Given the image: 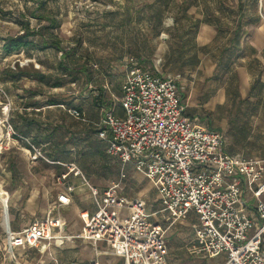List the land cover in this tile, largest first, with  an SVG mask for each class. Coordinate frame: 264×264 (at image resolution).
<instances>
[{"label": "rangeland", "instance_id": "374dc122", "mask_svg": "<svg viewBox=\"0 0 264 264\" xmlns=\"http://www.w3.org/2000/svg\"><path fill=\"white\" fill-rule=\"evenodd\" d=\"M205 9L218 11L216 14L218 18H207L213 21L219 19L224 26V33L218 36V41L211 44V48H214L217 42H230L228 27H235L239 16L242 18L241 43H246L256 36L264 37V1L261 3L258 0H0V48L5 37L21 35L27 26L31 30L43 33L29 37V40L37 45L33 51L37 57L35 62H25L29 57L26 49L6 57L0 51V129L6 135L7 127L1 121L5 119L3 107L9 99L11 102L9 121L12 125H17L24 133L26 119L35 118L37 122L32 124L31 129L37 134L38 141L44 142L41 137L51 136L50 144L43 147L46 157L63 162L74 161L93 185L100 188L108 186L113 180L119 179L121 165L108 159L105 153V142L98 137L93 124L89 121L100 116V112L97 114L94 112L93 106L100 108V106L109 105L112 95L107 91L105 101L101 103L96 100V97H92L93 88L90 85L100 88L103 87L106 79L111 80L114 84L112 90L119 97L123 79L121 59L134 55L144 59L146 66L153 67L160 56L164 59L167 52L176 51L178 35L190 25L193 38L191 41L196 42L201 26L200 21L205 18L201 16L202 11H206ZM50 19L54 20L53 26H49ZM196 20H199L198 26L193 25L194 22L197 23ZM44 35L51 39L54 45L59 42L64 51L71 53L68 59L72 69L70 72L64 73L58 66L63 57L62 51L50 44L44 49L39 48ZM242 49L243 47L238 49L232 46L227 54H232L233 59L237 54H245ZM86 59L90 63L98 62L103 70L102 73L94 66L91 78L80 72L79 66ZM245 59L247 61V58ZM239 64L240 61H236L234 66ZM211 66L212 62L208 60L207 65L184 71L179 80V94L181 93V100L188 104L187 111L190 114L199 115L205 124H210L213 129L223 133L225 145L229 149L233 131L232 115L228 108L230 100L228 103L219 105L218 108L212 105L214 98L207 104H201V101L220 87H224L227 94L231 93L237 88L240 78H229V75H222L221 71L217 78H211L213 75ZM258 70L262 71V65L258 66ZM37 71L47 75L49 82L41 83L40 80L33 78ZM20 73L25 75L17 78ZM60 78L64 79L62 86H52ZM261 83L260 81L257 86L259 92L263 88ZM35 89L46 91L49 98L57 99V102L64 104L65 107L70 105L80 107L84 111L85 120L71 117L64 107L58 106L59 104L48 107L43 111V115L33 110L32 115L29 116V111L24 108L25 99L22 96L25 91ZM262 122V120L259 121L260 124ZM42 124L46 125L42 126ZM2 146L3 143H1L0 151ZM22 146L20 140L11 143L6 140L5 147L0 153V179L5 178L6 169L14 165L15 174L21 175L18 180L26 186L30 181L25 171L32 168V170H38L42 176L40 186H46L48 189L51 186L58 192V187L62 188V185L58 183L57 176L67 168L49 163L43 158L34 164L32 160L25 157ZM246 150L240 149L238 152L246 155ZM71 180L75 181L73 178ZM66 183L72 182L66 181ZM123 185V192L128 198H142L150 210L159 208L156 189L141 175L134 171L128 172ZM24 192L23 190L22 193ZM7 194V191L1 187L0 201H3L4 205L8 201ZM54 203L55 200H48L45 205L46 211L53 209L56 215L60 214L65 219L64 230L68 231V234L78 235L80 233L78 229L80 222L77 219L79 210L92 205V199L81 204L75 197L71 205L56 208ZM4 205L0 203V222ZM12 209L10 208V211ZM43 212L39 210L36 215H44ZM18 213L21 215H16L15 219L12 218L13 227L24 225L26 220L32 217L20 211ZM156 217L159 216L156 215ZM195 225L196 220L192 217L174 224L167 231L168 264H222L219 257L206 258L188 251L187 244L192 239ZM74 241L77 245L75 249L62 250L52 245L45 251L31 250L24 262L55 264L54 259L57 257L64 261L67 258L64 256L82 258L80 251L88 248L93 258L100 257L99 261L102 264L119 263L117 256H101L106 249H97L90 244L87 247L85 241L79 238H73L70 242L64 241L61 245L68 246Z\"/></svg>", "mask_w": 264, "mask_h": 264}, {"label": "built area", "instance_id": "2783aa9c", "mask_svg": "<svg viewBox=\"0 0 264 264\" xmlns=\"http://www.w3.org/2000/svg\"><path fill=\"white\" fill-rule=\"evenodd\" d=\"M22 51L25 49L16 52ZM28 56L25 62L36 61L35 53ZM161 63L158 58L151 69L134 56L121 60L123 79L118 102L122 114L116 105H105L94 122L107 154L121 165L119 179L103 188L93 185L76 162L50 160L41 145L20 134L9 121L11 102L6 96L5 119L1 122L7 127L8 142H25L31 160L44 158L67 168L58 177L62 189L54 208L71 204L76 186L66 181L73 174L87 186L93 209L80 211L82 227L78 235L64 233L65 219L53 209L33 218L19 231L6 228V254L0 249V264H18V247L45 251L56 238H79L94 246L103 242L122 258V264H168L167 231L192 217L196 225L187 244L191 254L219 257L222 264H264V199L259 191L264 180V158L226 152L220 130L186 113L179 95L181 74H164ZM93 66L100 69L98 63ZM59 105L71 117L85 120L84 111L77 106ZM129 166L156 189L159 208L150 210L142 198L130 199L124 194ZM54 262L80 264L76 260ZM89 264L100 263L93 258Z\"/></svg>", "mask_w": 264, "mask_h": 264}, {"label": "crops", "instance_id": "0c3cea01", "mask_svg": "<svg viewBox=\"0 0 264 264\" xmlns=\"http://www.w3.org/2000/svg\"><path fill=\"white\" fill-rule=\"evenodd\" d=\"M217 13L218 11L216 10L215 11L214 10L202 11L201 16H204L205 18L202 21H200L201 26L199 28V31L195 39L197 42L195 43L197 44V47H198L197 54L194 56L195 62L192 65L186 66L184 68V71H186L187 69L191 70L193 69V67L198 68L199 66H204V64L207 65L208 60H209V62H212L211 70H212L213 75L211 78H217L218 77L217 75H219L220 71L222 75H229V78L230 77L240 78V82L238 80L237 82L238 86L234 91L227 94L226 89L224 87H220L218 88V90H216V92L210 95L208 94L201 101V104H207L211 101L212 98H214V100L212 101V105L218 108L219 105H223L224 102L228 103L230 100L228 104L229 105L228 108L230 111L229 112L230 115H232L231 123H232L233 131L231 133V147L229 148L230 150L225 145L224 147L225 151L231 155H242L244 157L264 158V37L256 36L253 39L248 40V42L246 43L245 42L241 43L240 37L238 39H234V31L238 25L239 19L241 18L239 16L237 25L232 28L228 27V30H230L229 34L231 36L229 37L230 42L229 43L227 41L223 43L217 42L215 47L211 48V44L218 41V36L224 33V26L221 25L219 19L218 21L214 20L215 22L213 20L208 19L210 17L218 18L216 15ZM241 25H242V18H241ZM186 37L187 35L185 34L184 38ZM191 39H193L192 35H191ZM232 46L238 49L243 47L242 51H245V54L243 53L237 54L235 58L232 59V54H229V55L227 54L228 53L227 51ZM213 49H216V50L214 51ZM172 53H173V57H176L179 59L178 52L176 51H172V52L169 51L166 54L168 56ZM166 54L164 55V59L166 57ZM174 54L176 56H174ZM193 54H194V50H190V51L186 50L183 53V58H188ZM161 57L162 56H160V58ZM245 58H247V61ZM161 59H162V62L166 60V59L164 60L163 57ZM236 61H240V64L234 66V64H236ZM259 65H262V71L258 70ZM161 66H162V63H161ZM162 72H163V68H162ZM260 81L262 82L261 85L263 87L261 92L257 90V86L258 84H260ZM113 87H114V84L111 82V80L106 79L105 82L103 83V87H100V88H103V92L105 96H106L107 91L111 93L112 98L110 100V104L116 105L117 112L119 114H122V109L119 106V102H118V99L121 97V92H120V96L117 97L115 92L112 90ZM92 88L93 89L91 90V95L94 98L97 96L100 88H97L96 86ZM120 91H121V86H120ZM179 95H180V100H181V93ZM22 97L23 99H25V105H28L33 100L34 101L37 100L39 103L38 107H33L30 104L28 107H24L26 111H29V114H28L29 116L32 115L31 112L33 110H35L36 112H41L40 114L43 115L44 114L43 111H45L48 107L51 106L45 103V101L47 100L49 96L44 90L42 94L41 92H38L37 94H33V95L31 91L27 90L25 91V93H23ZM181 102L186 106V113L190 117L200 122L201 124H204L212 128L210 124H205L201 120V117L199 115L190 114L187 111L188 104L184 103L182 100ZM93 110L96 114L97 112H100V115H101V111L99 107L93 106ZM260 120L263 121L262 124L259 123ZM44 125L46 124H42V126ZM260 125L263 127L260 128L259 127ZM71 137H72V134H71ZM6 140H7L6 135L3 133V130L0 129V147H1V143H3L0 153L5 147ZM41 140H44V142L39 143V145H41L42 148L50 144V139H46V137H41ZM22 145H23L22 150L24 151L23 154L25 155V157L29 158L28 160L31 161L29 150H28V145L23 141H22ZM240 149L242 150L247 149L246 150L247 154L245 155L244 153L238 152ZM254 152H257V154H252ZM39 159L40 158L32 160V163L37 164L38 162H40ZM47 162L52 163L50 161H47ZM13 166L14 165H12V167L7 168L6 177L0 179V188L2 187V189L7 191L8 193L7 194L8 201L6 202V204L4 205L3 201H0L1 205H4L3 206L4 210L2 213L3 216L1 217V222H0V229L2 231L0 233L1 254H6V248H7V235H6L5 229L7 228L8 230H10L11 228L14 231H19L22 228H24L26 225H28L32 221L33 218L38 217V216L40 217L45 216L48 213L45 209L46 202L48 200L56 201L57 194L62 189L61 187H58V192H56L55 189H53L51 186L49 189L46 186H40L39 182H42V178H41L42 176L40 175V172H38V170L36 169L32 170V168H28L25 171V174L28 176V179L30 181L27 183L28 185L25 186L23 183H21L18 180L21 178V175L15 174L14 172L15 168ZM130 171L131 172L134 171L131 166L128 167V172ZM134 173L138 174L135 171ZM61 174H59L57 178ZM72 178L75 179V181L71 180ZM69 179L70 180H67V181L75 183L74 185L76 186V190L72 193V202H74L75 197L78 198L81 204H85L86 202H88V199L91 200L90 192L87 186L81 182L80 177H74L71 174ZM77 179L80 181H78ZM57 181L61 185V181L59 180ZM123 189H124V185H123ZM23 190L25 191L24 193H22ZM259 191H260L261 196L264 199V180L259 187ZM10 208H13L15 210L12 209L10 211ZM86 208L90 210L93 209V204L88 207L81 208L80 210L78 209L79 217L77 219L80 222L79 228H78L80 229V231L82 227L80 211ZM39 210L44 211L43 212L44 215H36L37 211ZM18 211H20L21 213H24V215L28 214L29 216H32V217L26 220V223L24 225H16V227H13L12 226L13 219L16 218V215L18 216L21 215L20 213H18ZM67 232L68 231L64 230V233H67ZM64 241L70 242V240H67L64 238H56L52 241L50 248L52 245L57 248L59 247L62 250H65V248L75 249L77 247L76 241L72 242L71 245L62 246L61 244H63ZM84 243H86L87 247L89 244L91 246H94L92 243H89L86 241ZM94 247H96L97 249H106V250H103V254H101V256L102 255L117 256L111 253L109 247L103 242H99ZM31 250L37 251V249L35 248L18 247L16 249V254L18 256V263L26 264L24 260L26 261V258H28L29 256V251ZM80 253L83 255L82 258L74 257V256H64V257H67L65 261L62 259H59L58 257H57L58 259L57 258L56 259L61 263L76 260L80 264H89V262L93 258L92 252H90V250L88 251V248H86L84 250H81ZM88 254L89 256L87 257ZM117 257L119 258L118 264H122V258L119 256ZM1 259L2 258H0V261ZM99 263L102 264L100 261ZM10 264H14V263L10 262Z\"/></svg>", "mask_w": 264, "mask_h": 264}, {"label": "trees", "instance_id": "16d2710c", "mask_svg": "<svg viewBox=\"0 0 264 264\" xmlns=\"http://www.w3.org/2000/svg\"><path fill=\"white\" fill-rule=\"evenodd\" d=\"M196 22L193 23L194 26H198V22L199 20H196ZM215 21H218V20H215ZM54 24V20L53 19H50V25L49 26H53ZM192 25V26H193ZM241 18L239 19L238 21V25L234 31V39H238L240 37V32H241ZM36 34H43L39 31H34V30H31L29 29V26L26 27V30L24 33H22L21 35H18V36H7L5 37L3 40H4V43L3 45L1 46L0 48V51L2 53L3 56H9L11 55L12 53L20 50L21 48H24L26 50H28V55H31L33 51H35L36 49V44L34 43V41H30L29 40V37L30 36H34ZM187 35V39L184 38V35ZM43 39V42H42V45H40L39 48H45L47 47L49 44L51 46H55L58 50L62 51V58L61 60L59 61V67L62 69V71L64 73H67V72H70L72 69L71 67L69 66V63H68V59H69V56L71 55V53L67 50L64 51V48L60 45L59 42L55 43V45L52 43L51 39H48V37H46L45 35L42 37ZM191 25L187 28V29H184L183 32L181 34L178 35V39L176 40V52H178V55H179V59L176 58V57H173V53L168 55L166 54V57H165V61L162 62V68H163V73L164 74H167V73H173V74H183L184 73V68L188 65H192L195 60H194V56L197 54V44L194 42L192 43L191 41ZM193 48L194 50V54L191 55L190 57L188 58H183V53L187 50V51H190L191 49ZM38 51V49L36 50ZM128 56H134V55H128ZM126 57V56H125ZM135 58L138 59V61L143 64L144 66L145 65V60L142 59V58H138L137 56H134ZM124 58V57H123ZM122 58V59H123ZM121 59V60H122ZM121 62V61H120ZM94 63H98V62H92L90 63V61L88 59H86L83 63L80 64L79 66V71L86 74V76L88 78H91L93 72H92V67H93V64ZM99 65V63H98ZM146 67H150L151 69H153L154 67H151V66H146ZM97 71L101 72L102 73V69L100 67V69H96ZM25 73H20L17 77V78H20L22 76H24ZM33 78L35 79H38L42 82H49L48 80V76L45 75L44 73H41L39 71H37V73L35 75L32 76ZM63 81L64 79L60 78L58 79L57 81H55V83H53L52 86H55V87H59V86H62L63 84ZM180 86V85H179ZM32 92V95L33 94H37L38 92H43L42 89H35V90H29ZM96 100L97 101H100L101 103H104L105 101V94L103 92V88H100L99 89V92L96 96ZM46 104L48 105H53V104H59V102H57V99H53V98H47V100L45 101ZM31 106L33 107H38L39 103L38 101H32L31 103H29ZM28 105H24V107H28ZM110 105V104H109ZM100 106V105H99ZM80 108V107H78ZM101 108V106H100ZM81 109V108H80ZM26 110V109H25ZM82 110V109H81ZM83 111V110H82ZM100 117H98L97 119L95 120H92V121H89L90 123L93 124V127L94 129L96 130V126L94 125V122H96ZM27 122H26V130L24 131V133H22L19 129V127H17V125L13 124L14 128L22 135L24 136H30L32 141L36 144V145H39V142L41 141H38V138H37V134L36 133H33L34 131H32L31 129V126L32 124L36 123L37 122V119H26ZM39 122V121H38ZM97 132V130H96ZM40 134V133H39ZM46 139H51V137H46ZM51 141V140H50ZM106 147V145H105ZM105 153H106V156L108 157V159L110 160H113V161H116L114 160L113 158H111L107 152H106V149H105ZM54 160H59V159H54ZM118 162V161H116ZM119 163V162H118ZM88 178V177H87ZM89 179V178H88Z\"/></svg>", "mask_w": 264, "mask_h": 264}, {"label": "bare ground", "instance_id": "6f19581e", "mask_svg": "<svg viewBox=\"0 0 264 264\" xmlns=\"http://www.w3.org/2000/svg\"><path fill=\"white\" fill-rule=\"evenodd\" d=\"M18 264H20V263H18Z\"/></svg>", "mask_w": 264, "mask_h": 264}]
</instances>
